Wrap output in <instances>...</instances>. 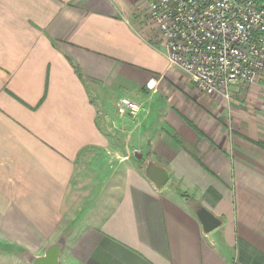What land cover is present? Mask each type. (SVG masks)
<instances>
[{
	"label": "crops",
	"instance_id": "obj_1",
	"mask_svg": "<svg viewBox=\"0 0 264 264\" xmlns=\"http://www.w3.org/2000/svg\"><path fill=\"white\" fill-rule=\"evenodd\" d=\"M146 5L0 0V264L59 240V264H264V73L202 92ZM124 96L144 106L136 119ZM111 139L142 152L86 176ZM199 206L221 225L205 232Z\"/></svg>",
	"mask_w": 264,
	"mask_h": 264
},
{
	"label": "built area",
	"instance_id": "obj_2",
	"mask_svg": "<svg viewBox=\"0 0 264 264\" xmlns=\"http://www.w3.org/2000/svg\"><path fill=\"white\" fill-rule=\"evenodd\" d=\"M147 6L169 63L202 92L230 97L233 86L264 73V0H147ZM116 105L135 119L144 110L126 96Z\"/></svg>",
	"mask_w": 264,
	"mask_h": 264
},
{
	"label": "water",
	"instance_id": "obj_3",
	"mask_svg": "<svg viewBox=\"0 0 264 264\" xmlns=\"http://www.w3.org/2000/svg\"><path fill=\"white\" fill-rule=\"evenodd\" d=\"M148 172V177L152 179L158 187L163 186L169 177L167 170L151 163ZM196 213L207 233L221 225V219L204 206H199ZM62 248L63 244L60 240L52 243L47 247L43 255L33 257L31 264H59Z\"/></svg>",
	"mask_w": 264,
	"mask_h": 264
},
{
	"label": "rangeland",
	"instance_id": "obj_4",
	"mask_svg": "<svg viewBox=\"0 0 264 264\" xmlns=\"http://www.w3.org/2000/svg\"><path fill=\"white\" fill-rule=\"evenodd\" d=\"M145 16H146V20H148L151 24L153 23L152 19H151V16H150V12L148 10V6L146 5L145 7ZM159 35V34H158ZM122 98V97H121ZM120 99V98H119ZM119 99L116 101V103L119 101ZM117 107V105H116ZM118 110V109H117ZM119 112V111H118ZM113 123V122H111ZM107 134H113L110 129H109V126H108V131H107ZM115 134V133H114ZM113 134V135H114ZM120 137H117V139H119ZM109 147H107V149H103V151L101 152H94L91 156V158L87 159L86 160V172H87V175H89V170L93 169V165L95 164H98L101 160H108L109 158V165H113L114 163L117 164L119 163L123 158V156L125 155H128L130 156L129 159L133 162L135 161L136 159H133V158H136L137 154H141L142 152V149L141 147H138L136 146L135 144H132L131 142H120V140H114V139H111L110 140V143L108 144ZM138 151V152H137ZM104 152H108L107 156H102V153ZM140 152V153H139ZM117 154V155H116ZM121 155V156H120ZM133 156V158L131 157ZM135 156V157H134ZM128 159V160H129ZM103 162V161H102ZM103 164V163H102ZM102 172H104L102 170ZM92 176V174H91ZM103 177V176H102ZM72 225V224H71ZM71 226H69L70 228ZM73 227V226H72ZM70 228V231L73 229V228ZM1 257L3 258L4 255L1 254ZM13 257V256H11Z\"/></svg>",
	"mask_w": 264,
	"mask_h": 264
},
{
	"label": "trees",
	"instance_id": "obj_5",
	"mask_svg": "<svg viewBox=\"0 0 264 264\" xmlns=\"http://www.w3.org/2000/svg\"><path fill=\"white\" fill-rule=\"evenodd\" d=\"M260 146H262L264 148V143H259ZM184 194V193H183ZM186 195V194H184ZM187 196V195H186Z\"/></svg>",
	"mask_w": 264,
	"mask_h": 264
}]
</instances>
